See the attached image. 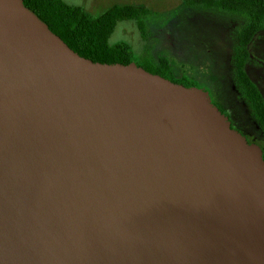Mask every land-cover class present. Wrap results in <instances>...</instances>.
<instances>
[{
  "label": "water",
  "instance_id": "water-1",
  "mask_svg": "<svg viewBox=\"0 0 264 264\" xmlns=\"http://www.w3.org/2000/svg\"><path fill=\"white\" fill-rule=\"evenodd\" d=\"M0 264H264L262 149L205 87L0 0Z\"/></svg>",
  "mask_w": 264,
  "mask_h": 264
},
{
  "label": "rangeland",
  "instance_id": "rangeland-1",
  "mask_svg": "<svg viewBox=\"0 0 264 264\" xmlns=\"http://www.w3.org/2000/svg\"><path fill=\"white\" fill-rule=\"evenodd\" d=\"M64 1L87 9L97 6L96 12L114 2L144 5L150 14L144 20L143 31L133 21H119L110 35V42L123 40L129 43L138 61L149 55H167L176 75L191 78L198 86L205 87L213 100L219 82L224 89L222 97L226 99V102L222 99V105L230 112L236 108L229 102L233 97L229 86L233 85L236 96L244 100L248 108V116L259 123L246 103L234 73L232 50L245 24L243 17L215 8H192L184 5L182 0ZM245 65L247 74L261 90L264 99V29L258 30L249 42ZM257 132L264 146V127Z\"/></svg>",
  "mask_w": 264,
  "mask_h": 264
},
{
  "label": "trees",
  "instance_id": "trees-1",
  "mask_svg": "<svg viewBox=\"0 0 264 264\" xmlns=\"http://www.w3.org/2000/svg\"><path fill=\"white\" fill-rule=\"evenodd\" d=\"M23 3L83 57L107 63L125 64L135 61L145 70L173 82L198 86L193 79L176 75L167 55H149L138 61L129 43L123 40L110 42V35L119 21H133L143 31L144 20L150 14L144 5L114 2L96 12L97 6L87 9L83 5L70 4L64 0H23ZM182 3L192 8H215L244 18L245 24L240 29L232 50L234 73L246 103L259 124L264 127V99L245 71L248 44L258 30L264 29V0H182ZM262 157L264 159V152Z\"/></svg>",
  "mask_w": 264,
  "mask_h": 264
},
{
  "label": "flooded vegetation",
  "instance_id": "flooded-vegetation-1",
  "mask_svg": "<svg viewBox=\"0 0 264 264\" xmlns=\"http://www.w3.org/2000/svg\"><path fill=\"white\" fill-rule=\"evenodd\" d=\"M228 60L229 59L227 57L226 61L228 62ZM245 68H246V73H247L246 65H245ZM247 75L250 78V80L255 84L254 80L249 76V74H247ZM225 81H226V79H225ZM229 87H230V90L233 94V97H231V100L229 102L234 107H236L237 109L235 108V110L233 109L230 112L228 109H225V107L222 105L223 104L222 99L225 102H226V99L224 97H222V93L224 92V89H223V85H220L219 82L216 85L215 91L217 92V95H216V99L214 101H213L211 93L208 90L211 101H213L214 103H216V105H218V107H220L221 111L227 116L228 121L230 122V125L233 128L237 129L242 135H244L248 142L256 143L262 149V153H263L264 152V146L261 144V141H259L260 138H259V134L257 132V130H259L263 126L260 125L259 123H256L255 120H253L251 117L248 116V113H247L248 108L245 107L244 100H241L239 97L236 96V91H235L233 85H231ZM225 91H226V89H225ZM216 92H215V94H216ZM260 92H261V90H260ZM261 94H262V92H261Z\"/></svg>",
  "mask_w": 264,
  "mask_h": 264
}]
</instances>
